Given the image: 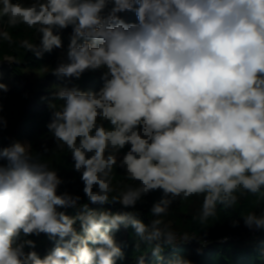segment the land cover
Listing matches in <instances>:
<instances>
[{"label": "clouds", "instance_id": "9594fccd", "mask_svg": "<svg viewBox=\"0 0 264 264\" xmlns=\"http://www.w3.org/2000/svg\"><path fill=\"white\" fill-rule=\"evenodd\" d=\"M132 10L136 23L118 15ZM3 17L9 27L40 34L38 44L19 45L37 58L62 47L56 33L71 26L67 62L52 74L80 78L103 70V85L60 88L56 98L64 103L51 106L47 125L57 149L71 153L88 203L58 192L64 181L29 144L0 149L7 162L0 164V264H116L123 253L113 234L121 225L159 258L188 234L178 236L158 218L144 223L89 204L135 208L161 190L150 209L161 217L178 199L201 195L194 219L206 226L217 205L231 209L237 193L264 190V0H0ZM0 39L14 43L7 31ZM116 167L136 184L114 189ZM77 207L75 216L60 210ZM241 218L250 230H264V211ZM41 233L59 238L43 258L25 252L34 241L19 239ZM170 264L191 261L178 256Z\"/></svg>", "mask_w": 264, "mask_h": 264}, {"label": "trees", "instance_id": "16d2710c", "mask_svg": "<svg viewBox=\"0 0 264 264\" xmlns=\"http://www.w3.org/2000/svg\"><path fill=\"white\" fill-rule=\"evenodd\" d=\"M17 0H13V3ZM28 4L31 0H19ZM127 19L128 23H136L135 11H125L118 14ZM3 29L7 31L14 41L0 39V77L4 70L15 77V83L7 85L8 90H0V117L6 120V126L0 127V149L8 147L14 141L27 140L31 146L33 155H40L44 162L57 170L58 175L64 181L58 192L67 191L70 195L80 196V204L88 203L83 192V182L80 173L73 168L71 153L67 150H58L56 143L47 125L51 122L53 108H59L64 102L56 98L60 88L77 87L82 91H98L103 85L102 71H85L80 78L55 76L52 74L61 60L59 49L53 48L51 52H44L37 58L32 52L20 47V42L28 40L38 44L40 34L34 28L26 25L9 27L7 18L1 19ZM62 46L68 49L72 28L58 30ZM8 58H10L8 60ZM14 62H10L12 60ZM7 61V62H5ZM5 62V63H3ZM41 72L39 77L32 78L31 73ZM47 149L48 151H45ZM128 150V146L121 150L119 156ZM0 161V164H6ZM124 169L116 167L113 170L112 186L117 191L126 189L136 182L126 179ZM115 194V193H113ZM238 203L231 209H225L217 205V216L211 218L206 226H202L194 219L202 208L203 196L194 195L186 201H175L169 211L161 217H153L150 213L152 205L157 202L162 191L157 190L142 197L135 208H125L116 204H89L93 210H107L113 213H132L148 223L151 219H161L169 224L178 234H188L190 240L179 241L175 246H166L160 257L152 254V245L140 241L135 236L134 230L129 226L121 225L116 231L114 239L123 253V259H117L116 264H138L141 257L144 264H170L178 256L191 261V264H264V230H250L244 225L241 215L249 212L259 214L264 211V190L255 195L237 193ZM69 216H75L79 212L77 208L60 209ZM233 221H238L233 226ZM77 230L79 223L77 222ZM21 241L30 239L35 242V248L25 247V252L36 251L43 258L56 245V240H51L46 234L24 236ZM139 243V248L136 245Z\"/></svg>", "mask_w": 264, "mask_h": 264}, {"label": "rangeland", "instance_id": "374dc122", "mask_svg": "<svg viewBox=\"0 0 264 264\" xmlns=\"http://www.w3.org/2000/svg\"><path fill=\"white\" fill-rule=\"evenodd\" d=\"M1 19L2 18H0V31L3 29V22L1 21ZM121 19H123L126 23H128L127 19L124 18L123 16L121 17ZM67 50L68 49L66 47H64V46H62L59 49V52H60V55H61V60H63L64 62H67ZM9 59L10 58H8V60ZM5 62H7V61H5ZM5 62H3V63H5ZM40 75H41V72H33V73H31V77L32 78L39 77ZM15 81H16L15 77L13 75H11L8 71L4 70L3 74L0 77V83H3L5 85H10V84L15 83ZM20 142L29 144V142L27 140H22Z\"/></svg>", "mask_w": 264, "mask_h": 264}]
</instances>
